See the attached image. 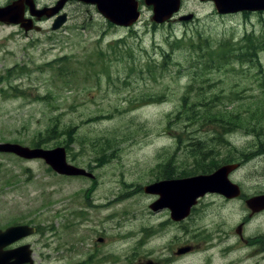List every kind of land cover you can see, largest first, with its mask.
<instances>
[{
  "label": "rangeland",
  "instance_id": "1",
  "mask_svg": "<svg viewBox=\"0 0 264 264\" xmlns=\"http://www.w3.org/2000/svg\"><path fill=\"white\" fill-rule=\"evenodd\" d=\"M73 22L64 31L47 23L28 32L0 25V142L63 146L70 163L95 175L93 181L58 175L42 159L0 152V219L30 217L41 224L35 250L47 258L38 264H67L57 257L62 240L78 245L74 264L87 256L81 231L62 225L71 220L73 202L92 193L127 211L129 236L120 241L127 259L120 264L161 255L166 245L153 243V236L138 244L137 226L146 216L140 220L136 212L138 188L161 163L192 161V172H202L193 167L200 155L211 173L238 162L230 179L264 188V13L208 16L200 22V39L180 38L175 25L152 31L142 24L119 29L97 20ZM246 34L261 42L256 54L209 66L207 50L242 46ZM243 52L239 47L237 54ZM190 107L199 117L186 118ZM51 127L56 131L47 132ZM222 208L237 218L230 206ZM238 214L241 219L242 208ZM109 247L117 252L113 242Z\"/></svg>",
  "mask_w": 264,
  "mask_h": 264
},
{
  "label": "flooded vegetation",
  "instance_id": "2",
  "mask_svg": "<svg viewBox=\"0 0 264 264\" xmlns=\"http://www.w3.org/2000/svg\"><path fill=\"white\" fill-rule=\"evenodd\" d=\"M149 2L147 0H0V10H4V14L0 15L2 18L0 25L22 29L20 26L22 24L51 25L59 22L61 26L58 30L63 31L67 29L69 23L78 22L80 19L82 24L84 21L93 23L97 20L106 26L111 25L119 29H131L142 24L154 31L160 25H175L183 31L180 38L199 39L204 31L200 27V22H206L208 16L223 17L233 14L247 16L251 13H264V9L221 12L214 0H177V10L166 21L157 23L153 20V3ZM100 5H111L113 9L108 12ZM230 7L232 8V6L228 8ZM196 23H199V27L195 25ZM31 30L33 29L28 31ZM105 35L101 36V39L105 38ZM199 161L196 160L193 167L201 164ZM191 166L192 161H183L180 165L173 161L161 163L156 176L142 184L140 190L138 188L137 193H140V197L136 212L140 220L146 216V220L139 221L137 226V232L142 234L138 238V244L153 236V243L156 241L162 248L166 245V250H160L161 255L153 254L146 262L142 255H138L136 264H190L187 261L193 256L197 260L194 264H264V207L258 208L260 206L258 205L252 209L247 203L253 197L264 195V188L252 183L249 187H244L242 182L230 179V172L227 178L237 185L239 189L237 195L212 190L203 192L202 189H197L196 196L192 199L193 188L188 179L199 173L210 172L207 170L192 172ZM87 178L93 181L95 175ZM161 182L162 184L159 185ZM165 189H173V194L170 196L172 200L164 195ZM85 196L73 202L74 207L68 214L71 220H65L62 225L63 230H72L73 234L81 231L79 243L88 254L76 264H120L127 259L126 254H122L123 248L120 246V241L129 236L126 223L123 221L127 211L113 208L111 198H103L102 195L96 197L92 193L87 201ZM207 197L219 200H213L214 204L205 203ZM219 204L216 209L215 205ZM223 206H230L232 215L235 214L237 218L220 213ZM241 208L244 214L239 219L238 213ZM15 225H27L33 228V231L13 239L0 249L5 254L2 256L4 261L38 264L43 259L46 260L47 252L35 250L36 246L39 247L43 234L41 224L31 221L30 217L4 221L0 219L1 231ZM166 234L167 240L163 244L159 243ZM71 239H74V236ZM86 240L89 241L87 244H85ZM112 242L117 252L109 247ZM62 246L57 256L58 260L68 259L67 264H74L73 255L76 256L78 245L75 242L62 240ZM18 248L22 249L23 254L17 259L10 257L15 254L11 251Z\"/></svg>",
  "mask_w": 264,
  "mask_h": 264
},
{
  "label": "water",
  "instance_id": "3",
  "mask_svg": "<svg viewBox=\"0 0 264 264\" xmlns=\"http://www.w3.org/2000/svg\"><path fill=\"white\" fill-rule=\"evenodd\" d=\"M149 3H153L154 6V20L157 22H163L166 20L171 14L177 10V0H147ZM217 4L218 9L221 12L227 11H237L242 9L247 10H255V9H264V0H214ZM175 3V4H174ZM101 8L104 10L106 9V5L102 6ZM225 6V7H224ZM232 6V8H228ZM224 7V9L222 8ZM100 8V10L105 14V12ZM4 10H0V15H3ZM3 12V13H2ZM0 19H2L0 17ZM114 20V19H112ZM60 23H54L52 25V29L58 28ZM25 30L34 27V29L38 30L39 26H31L22 24ZM0 152H9L13 153L19 157L25 159H32V158H40L43 159L46 164L50 166V168L58 174L73 176V175H86L91 176L89 172H87L84 168L75 166L71 163H68L66 160V152L63 146H56L53 148H42V147H28L21 145L19 143L14 142H0ZM238 164H223L214 172L210 173L209 175H197L192 176L188 180L192 184V199L195 198V192L198 189H202V191H218L225 194H238V187L237 185L231 183L227 176L228 173L235 169ZM182 181V180H181ZM184 181V180H183ZM186 181V180H185ZM164 182V181H163ZM162 184L159 183V185ZM189 186V185H188ZM167 190V191H165ZM163 191L164 195L171 199L170 196L173 194V189H165ZM169 190V191H168ZM182 191V190H181ZM198 192V191H197ZM170 193V194H169ZM172 200V199H171ZM175 203V201H174ZM249 207L254 209V207L262 208L264 207V195L253 197L248 202ZM33 231V228L25 226V225H15L6 228L4 231L0 230V249L6 245L8 242L12 241L13 239L20 238L25 236ZM14 252V253H12ZM22 249L18 248L15 251H11L12 254L10 257L18 258L22 253ZM28 255L27 252H25ZM5 256L2 251H0V264H19V262H10L7 263L4 261Z\"/></svg>",
  "mask_w": 264,
  "mask_h": 264
},
{
  "label": "trees",
  "instance_id": "4",
  "mask_svg": "<svg viewBox=\"0 0 264 264\" xmlns=\"http://www.w3.org/2000/svg\"><path fill=\"white\" fill-rule=\"evenodd\" d=\"M175 40L177 41L178 39H175ZM242 40H245V44H242V46L234 47L233 44L230 43L229 47H227L225 44H222L218 47V49L214 48V49L207 50L206 51L207 60L209 63H211V64H209V66L213 67V68L220 66L219 63H221V61L224 62L223 60L228 56L240 57V56H249V55L256 54V49L258 48L257 43L260 42L259 39L256 40L255 38H251L250 34H246L243 36ZM197 42H200V41H197ZM262 42H263V40H262ZM198 46L199 45H197V47ZM239 47L244 48L245 52L237 54V52L239 51ZM231 48H233V49H231ZM164 58L166 60L165 55H164ZM189 109H190V111L186 114V118L191 119L194 117H199V112H198V111H200L199 109H197V108L193 109L191 107ZM55 131H56V128L51 127V129H49L47 132L53 133ZM58 134H60V133L58 132ZM44 142H46V141H44ZM39 144H40V142L37 141L34 143V146H38ZM196 160H200L199 163H201V164H199L197 167H195V169H197L198 171H202V172L207 170V166L204 165V163H203V157L202 156L199 155L198 158H196Z\"/></svg>",
  "mask_w": 264,
  "mask_h": 264
}]
</instances>
